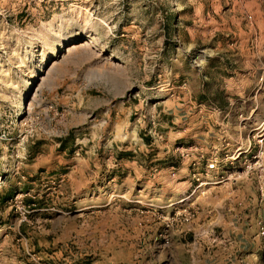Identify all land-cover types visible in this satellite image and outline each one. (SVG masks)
<instances>
[{"label": "rangeland", "instance_id": "374dc122", "mask_svg": "<svg viewBox=\"0 0 264 264\" xmlns=\"http://www.w3.org/2000/svg\"><path fill=\"white\" fill-rule=\"evenodd\" d=\"M263 125L264 0H0V264H264Z\"/></svg>", "mask_w": 264, "mask_h": 264}, {"label": "crops", "instance_id": "0c3cea01", "mask_svg": "<svg viewBox=\"0 0 264 264\" xmlns=\"http://www.w3.org/2000/svg\"><path fill=\"white\" fill-rule=\"evenodd\" d=\"M251 239H255V241L253 247L250 250H255L257 249L258 241L256 240V238H254V236ZM246 246L247 240H239L237 242L233 241L230 244L223 242L218 246V250L216 252L219 255L217 256L216 262L214 264H250L245 258H241V256H239V251H237L248 250L249 248H246ZM212 263L213 261L210 264Z\"/></svg>", "mask_w": 264, "mask_h": 264}, {"label": "built area", "instance_id": "2783aa9c", "mask_svg": "<svg viewBox=\"0 0 264 264\" xmlns=\"http://www.w3.org/2000/svg\"><path fill=\"white\" fill-rule=\"evenodd\" d=\"M257 141L259 143V149L253 155V157L256 158V161H255L256 163H258V161H259L258 159L264 155V148H262V142L264 141V125L260 128L259 132L257 133ZM218 162L219 161L217 160L216 156L211 157L205 165L206 170L211 171V172H215L216 174H220V172H222V171L220 170V166L218 165ZM228 176L226 178H224L223 176L220 175V179H217V182L228 179ZM258 224L260 225L259 226L260 234H264V224L260 220L258 221ZM33 264H52V263H48V262H44V261L39 260V261L34 262Z\"/></svg>", "mask_w": 264, "mask_h": 264}, {"label": "bare ground", "instance_id": "6f19581e", "mask_svg": "<svg viewBox=\"0 0 264 264\" xmlns=\"http://www.w3.org/2000/svg\"><path fill=\"white\" fill-rule=\"evenodd\" d=\"M68 50V49H67Z\"/></svg>", "mask_w": 264, "mask_h": 264}]
</instances>
